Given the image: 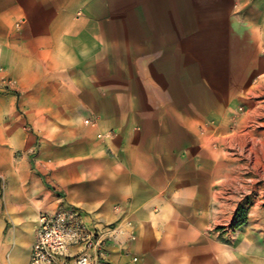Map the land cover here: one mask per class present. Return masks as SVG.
I'll list each match as a JSON object with an SVG mask.
<instances>
[{"label":"crops","instance_id":"crops-1","mask_svg":"<svg viewBox=\"0 0 264 264\" xmlns=\"http://www.w3.org/2000/svg\"><path fill=\"white\" fill-rule=\"evenodd\" d=\"M263 51L264 0H0V264L71 209L101 264H264L226 141Z\"/></svg>","mask_w":264,"mask_h":264},{"label":"built area","instance_id":"built-area-1","mask_svg":"<svg viewBox=\"0 0 264 264\" xmlns=\"http://www.w3.org/2000/svg\"><path fill=\"white\" fill-rule=\"evenodd\" d=\"M84 124L92 126L93 122ZM120 235H125L120 226L87 225L78 209L41 214L30 264H101L107 246Z\"/></svg>","mask_w":264,"mask_h":264},{"label":"rangeland","instance_id":"rangeland-1","mask_svg":"<svg viewBox=\"0 0 264 264\" xmlns=\"http://www.w3.org/2000/svg\"><path fill=\"white\" fill-rule=\"evenodd\" d=\"M231 117L244 119L241 129L226 138L235 153L234 191L239 220L242 214L264 211V75L257 78L251 92L236 99Z\"/></svg>","mask_w":264,"mask_h":264},{"label":"trees","instance_id":"trees-1","mask_svg":"<svg viewBox=\"0 0 264 264\" xmlns=\"http://www.w3.org/2000/svg\"><path fill=\"white\" fill-rule=\"evenodd\" d=\"M245 221V214H242L239 219V224L243 223Z\"/></svg>","mask_w":264,"mask_h":264}]
</instances>
